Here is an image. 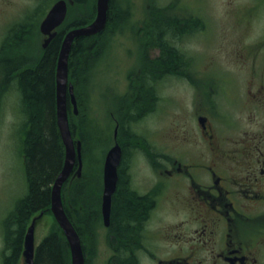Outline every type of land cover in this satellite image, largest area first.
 I'll use <instances>...</instances> for the list:
<instances>
[{"label": "flooded vegetation", "instance_id": "1", "mask_svg": "<svg viewBox=\"0 0 264 264\" xmlns=\"http://www.w3.org/2000/svg\"><path fill=\"white\" fill-rule=\"evenodd\" d=\"M180 39L179 35L173 45L181 52ZM1 46L0 103L11 87L20 93L15 75L23 65L18 44L12 54L4 42ZM144 46L149 57L158 56V49ZM8 59L16 60V71L8 69L12 65ZM186 69L177 65L154 76L151 103L129 120L126 138L119 141L122 158L113 196L125 182L141 197L143 210L136 232L128 239L120 236L112 210L108 224L104 219L105 160L101 200L91 209L84 196L82 244L87 264L93 260L88 252L92 248L98 250L95 256L99 254L101 264H264V81L248 92L249 102L244 105L243 84L231 76L232 83L224 89L214 75L192 82L195 97L181 106V117L174 123L179 132L176 145L165 140L158 148L149 133L144 145L137 146L134 124L157 101L160 80L175 73L187 76ZM136 78V74L130 78L132 102L123 105L124 117L131 115L128 110L136 102ZM139 152L146 159L147 174L142 179L132 167V158ZM5 257L0 264H5Z\"/></svg>", "mask_w": 264, "mask_h": 264}, {"label": "rangeland", "instance_id": "2", "mask_svg": "<svg viewBox=\"0 0 264 264\" xmlns=\"http://www.w3.org/2000/svg\"><path fill=\"white\" fill-rule=\"evenodd\" d=\"M55 1L0 0V49L13 25L28 23L27 30L31 33L26 35L28 43L24 49L29 50V57L39 56L45 38L40 32V23ZM67 1L68 19L84 14L94 4L97 9V0H90L84 6ZM157 1L159 5L172 4L171 14L174 16H199L201 28L181 35L178 41V46L188 57L187 76L175 73L160 80L157 101L148 114L134 124L139 148L149 133H153V145L158 148L165 140L176 145L179 132L174 123L181 117V106H186L195 97L190 89L192 82H202L214 75V81L224 89L232 83L229 80L231 76L243 84L244 105V102H249L248 92L264 81V0ZM118 4L121 9L128 8V20L120 22L122 24L115 32L104 37V50L90 74L87 92V111L95 128L90 132L93 146L86 158L87 161L93 158L101 170L106 154L115 142V117H119L123 105L132 102L130 78L142 72L148 30L146 22L150 0H118ZM15 91L11 87L0 103V262L10 251L6 246L4 220L27 192L25 159L20 152V124L24 113L20 106V93ZM174 99L179 104H174ZM121 103H124L122 107ZM144 162L146 159L140 152L132 158L133 172L138 171V179L147 174L143 169ZM150 174L155 177L152 171ZM100 175L102 182L103 170ZM55 221L53 213L44 212L38 217L35 230L37 246L51 231ZM30 223L31 220L28 226ZM97 251L94 248L88 250L90 259L93 258L89 264H101L99 254L95 256ZM18 264H26L25 258L21 257Z\"/></svg>", "mask_w": 264, "mask_h": 264}, {"label": "trees", "instance_id": "3", "mask_svg": "<svg viewBox=\"0 0 264 264\" xmlns=\"http://www.w3.org/2000/svg\"><path fill=\"white\" fill-rule=\"evenodd\" d=\"M89 1L74 0L78 6H84ZM157 3V0H150L146 22L148 29L146 36L149 42L147 41L146 44L148 43L151 49L155 50L154 52L158 49L159 54L156 58H151L147 48L144 51L142 56L144 70L137 75L135 82L136 102L128 110L131 115L124 117L120 113L117 120L120 124V141L126 138L125 130L129 120L151 103L154 76L158 77L165 68L188 65L186 53L178 51L173 45L175 40L179 35L198 31L201 28L199 16H174L171 14L172 4L159 5ZM120 7L118 0H110L108 23L105 29L95 35L76 38L69 59V77L75 85L79 108V113L76 115L69 103V120L73 136L82 140L84 165L80 176L70 177L64 183L62 197L65 210L78 229L81 239H83L81 216L83 198L86 195L91 209H94L95 202L98 199L101 200L102 193L101 167L93 158L90 161L86 158L87 154H90L89 148L93 146L90 132L95 128L87 111L90 74L104 50V37L115 32L116 28L122 24L120 22L124 23L128 20V8L121 9ZM95 15L96 5L94 4L87 12L73 19H68L67 16L58 28L55 38L47 48H42L41 54L35 58L29 57V50L24 49L28 43L26 35L31 33L27 30L28 24L13 25L9 29L7 39L5 38L6 49L11 50L12 54V50H16L15 45L18 44L17 50L22 51L23 57V63L20 62L23 65L19 68L22 70L15 76L19 82L21 106L24 113L20 124V152L25 159L27 182V192L18 199L15 208L3 223L6 246L10 250L6 254L5 264H18L22 255L26 229L32 216L41 211L52 213V187L65 160V145L57 122L55 75L58 55L67 31L88 24ZM8 60L9 65L12 64L8 69L16 71V60ZM143 75L144 78H142ZM124 103H121V107ZM120 184L116 198L113 196V225L117 227L120 236L123 235L128 239L137 230L143 202L141 197L130 190L125 182ZM34 264H72L70 244L57 221L38 244Z\"/></svg>", "mask_w": 264, "mask_h": 264}, {"label": "water", "instance_id": "4", "mask_svg": "<svg viewBox=\"0 0 264 264\" xmlns=\"http://www.w3.org/2000/svg\"><path fill=\"white\" fill-rule=\"evenodd\" d=\"M110 0H97V14L93 21L83 26L70 29L64 36L58 55L56 66V103H57V122L65 145L64 165L57 176L51 196V210L63 229L70 244L72 264H86V258L80 233L70 217L68 216L62 197V188L64 183L71 175L80 176L83 168L82 158V140L75 139L70 125L68 104L72 103L74 112L78 113V101L75 91V85L69 78V59L73 43L78 37L91 36L101 32L108 23V12ZM68 13L67 0H57L49 9L40 23V31L46 37L43 47L47 48L50 42L57 35V28L65 21ZM118 128L115 129V143L106 154L104 163V191L102 200V211L106 223H109L112 198L117 188L118 167L122 158V146L118 139ZM77 166V169L75 170ZM43 213H40L41 216ZM39 216L32 219L27 228L24 245L23 257L26 264L35 263L36 243L35 230Z\"/></svg>", "mask_w": 264, "mask_h": 264}, {"label": "bare ground", "instance_id": "5", "mask_svg": "<svg viewBox=\"0 0 264 264\" xmlns=\"http://www.w3.org/2000/svg\"><path fill=\"white\" fill-rule=\"evenodd\" d=\"M72 107V106H71Z\"/></svg>", "mask_w": 264, "mask_h": 264}]
</instances>
